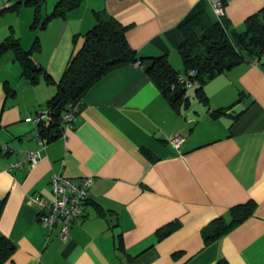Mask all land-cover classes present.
<instances>
[{"label": "crops", "instance_id": "obj_1", "mask_svg": "<svg viewBox=\"0 0 264 264\" xmlns=\"http://www.w3.org/2000/svg\"><path fill=\"white\" fill-rule=\"evenodd\" d=\"M19 1L2 4L8 9ZM57 1L46 0L40 19ZM200 1L218 19V0H82L43 29L30 28L32 8L0 12V43L13 34L29 51L37 40L32 59L55 82L95 26L94 13L126 28L138 59L95 83L71 129L41 145L32 119L47 120L56 86L28 84L13 54L0 56V236L15 247L5 264H264V58L244 55L246 61L209 80L203 87L207 105L195 97L197 84L186 88L189 106L178 112L146 73L153 59L166 56L183 74L176 27ZM224 1L237 32L264 7V0ZM248 99L239 115H229ZM198 104L208 107L204 117L187 119ZM217 111L224 114L213 117ZM176 135L184 139L178 150L168 141ZM28 152H39L34 167L26 162ZM55 175L93 179L65 240L59 227L49 231L39 224L32 202L35 196L51 202ZM248 203L251 216L206 244L213 221L229 223L230 210Z\"/></svg>", "mask_w": 264, "mask_h": 264}, {"label": "trees", "instance_id": "obj_2", "mask_svg": "<svg viewBox=\"0 0 264 264\" xmlns=\"http://www.w3.org/2000/svg\"><path fill=\"white\" fill-rule=\"evenodd\" d=\"M218 1L224 10L225 1ZM45 2L46 0H20L5 10L15 11L21 6L32 8L34 17L30 28L43 29L53 19H64L70 11L80 7L82 0H58L51 13L42 20L40 13ZM94 16L95 26L84 34L81 48L69 60L57 82L32 59V54L39 49L37 40H34L29 51L21 48L19 39L13 34L0 43V56L11 52L21 68L22 78L28 84L35 85L42 80L46 84L56 86L54 97L46 103L47 120L37 126V134L44 144L61 137L63 114L69 106L78 105L95 83L112 70L138 61L127 43L126 28L102 14L94 13ZM176 30L181 36L176 49L182 61L183 74H179L171 67L166 56L153 59L151 66L146 70L148 77L176 112L182 105L186 108L189 106V101L185 98L186 88L177 84L178 77L183 76L187 81L197 84L195 97L207 105L203 87L209 80L246 61L244 55L259 60L264 58V7L248 17L244 21L243 31L237 32L232 29L225 14L219 19H212L207 4L200 1L178 23ZM222 114L224 112L217 111L212 113V116ZM2 208L3 201L0 199V215ZM253 210L252 203L239 205L230 210L229 223L221 218L213 221L210 224L211 233L206 237V244L218 240L238 226L251 216ZM162 237L160 236V239ZM14 251V245L0 236V264L10 261ZM217 264L228 263L219 261Z\"/></svg>", "mask_w": 264, "mask_h": 264}, {"label": "built area", "instance_id": "obj_3", "mask_svg": "<svg viewBox=\"0 0 264 264\" xmlns=\"http://www.w3.org/2000/svg\"><path fill=\"white\" fill-rule=\"evenodd\" d=\"M5 1L6 0H0V12L8 7L7 4L6 6L2 4ZM213 11L218 19L224 15V10L220 1H216L213 4ZM190 75L193 74L190 73ZM177 84L183 88H189L195 83L187 81L183 76H180L177 79ZM77 110L78 105L69 106L67 111L63 114L61 121L63 134L71 129ZM43 119L44 116H37L32 119V123L37 127ZM36 135L40 144L44 145V142L37 134V129ZM183 140V137L176 135L171 137L168 141L173 148L178 150ZM39 160V152H28L26 154V162L29 167H34ZM18 166L19 163H16L12 165L11 168H16ZM92 183L93 179L90 177L83 178L79 181H73L59 175L52 176L49 182V190L52 196L51 202H47L45 199L38 196L32 198V202L38 210L37 220L39 224L49 231L54 230L55 227H59V236L62 240H65L69 227L84 211L87 192Z\"/></svg>", "mask_w": 264, "mask_h": 264}, {"label": "water", "instance_id": "obj_4", "mask_svg": "<svg viewBox=\"0 0 264 264\" xmlns=\"http://www.w3.org/2000/svg\"><path fill=\"white\" fill-rule=\"evenodd\" d=\"M250 102H251V100L248 99V100L244 101L242 104L237 105L236 107H234L233 109L230 110L229 115H231V116L239 115L250 104ZM207 111H208V107H204L202 104H198L190 110V112L187 116V119L200 120L201 118L204 117V115L206 114ZM119 257L121 259L124 258L121 255H119Z\"/></svg>", "mask_w": 264, "mask_h": 264}, {"label": "rangeland", "instance_id": "obj_5", "mask_svg": "<svg viewBox=\"0 0 264 264\" xmlns=\"http://www.w3.org/2000/svg\"><path fill=\"white\" fill-rule=\"evenodd\" d=\"M44 8H45V6H43V8H42V10H43V14H44ZM188 92L190 93L191 91L189 90Z\"/></svg>", "mask_w": 264, "mask_h": 264}]
</instances>
